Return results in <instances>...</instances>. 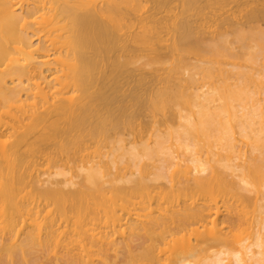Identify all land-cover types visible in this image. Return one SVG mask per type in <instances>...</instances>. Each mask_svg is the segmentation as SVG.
I'll return each mask as SVG.
<instances>
[{"label":"bare ground","instance_id":"obj_1","mask_svg":"<svg viewBox=\"0 0 264 264\" xmlns=\"http://www.w3.org/2000/svg\"><path fill=\"white\" fill-rule=\"evenodd\" d=\"M264 0H0V264H264Z\"/></svg>","mask_w":264,"mask_h":264},{"label":"rangeland","instance_id":"obj_2","mask_svg":"<svg viewBox=\"0 0 264 264\" xmlns=\"http://www.w3.org/2000/svg\"><path fill=\"white\" fill-rule=\"evenodd\" d=\"M262 25H264V20H262Z\"/></svg>","mask_w":264,"mask_h":264}]
</instances>
